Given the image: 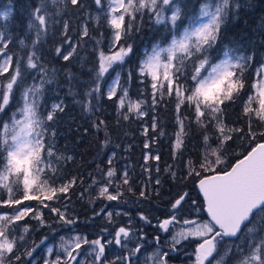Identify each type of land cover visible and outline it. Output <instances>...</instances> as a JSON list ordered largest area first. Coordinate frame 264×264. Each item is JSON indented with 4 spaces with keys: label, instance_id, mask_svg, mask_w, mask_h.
I'll use <instances>...</instances> for the list:
<instances>
[{
    "label": "snow or ice",
    "instance_id": "snow-or-ice-1",
    "mask_svg": "<svg viewBox=\"0 0 264 264\" xmlns=\"http://www.w3.org/2000/svg\"><path fill=\"white\" fill-rule=\"evenodd\" d=\"M68 3L76 6L81 4V0H68ZM95 3L100 5L101 0H95ZM47 6V0H43L32 13L33 19L29 28L36 32V39L32 41L33 47L47 31ZM186 7L184 5L182 8L177 0H109L106 23L113 33L112 47L118 48V50H110L111 54L108 55L100 53L98 75L102 77L112 68L113 64H122L126 57L133 54V45L127 42L133 31H139V27L134 29L133 21L137 19V14L142 18L147 10L148 13L154 15L155 23L163 24L165 29L173 33V36L167 47H160L157 44L153 46L151 53H146L140 65V73L151 77L154 96L157 92L161 97L165 94L175 96L177 112L180 111L181 106L186 105L194 110L196 122L202 127L205 126L206 119L215 121V127L220 133L217 138L219 149H222L224 143L232 139L228 133L245 132V129L242 128L226 130L221 118L224 111L221 105L226 102H234L244 89V69L253 57L244 55L233 57L229 54L232 51L230 49L224 53L225 59L212 63L210 53L218 43L225 39L223 29L230 10L234 7L239 8L241 5L237 0H204L200 5L198 16L184 28L183 33L177 38L176 32L180 28L178 22L182 21L183 16L186 15L184 12ZM169 10L171 16H165L164 13ZM7 15L4 13L5 18ZM202 18H206V20ZM64 28L65 30L68 28L66 22ZM83 35H88L87 27L84 28ZM20 43L23 45L24 41L22 40ZM7 47L8 43H4L0 48V53H3ZM59 51L57 49V52ZM71 55L72 53L63 55V59L67 61ZM38 59L35 51L31 52L27 56L26 67L36 69ZM188 62H191L192 67L191 72L186 73ZM10 69H12L11 72ZM40 71L43 72L42 67ZM5 74L8 75L5 76ZM0 76L5 77L3 81H0V100H2L0 112H4L5 106L9 105L10 98L14 95V89L21 91L23 101V107L18 109L22 118H16L13 115L10 125L3 123L4 135L0 137V187L7 192V198L0 200V206L14 210L13 214L0 215V264H16L22 259L21 255L16 254L18 243L25 240L29 227L25 224L21 234L17 236L14 234L16 229L13 226L29 217L30 214L32 219H39L43 222L42 215L34 212L30 206H17L24 204L25 201L36 200L43 207L48 208L49 205L45 201L56 199L58 193H67L72 182L55 187L49 182L50 177L46 171L47 157L53 155L51 145L45 141V134L48 130L46 121L53 120L55 112H62L64 109L61 104L54 105L53 111L42 118V114L38 111L39 104L36 97L41 94L44 83L52 81L44 80L42 77L39 86L26 85L19 61H16L15 67H13V57L10 55H5L3 62H0ZM117 77H119V73ZM129 77L131 78V73ZM181 77L190 78L194 83L187 86L180 82ZM115 83L119 86L118 78ZM253 87L256 89L255 100L253 97H249L243 109L245 116L249 119L246 134L250 141H256L257 136L264 138V130L257 132L252 126L253 119L259 125L264 126V79L258 80ZM98 91V87L91 89L85 93V96L91 98L92 93ZM121 92L122 94L117 99L118 106L122 109L125 107L128 89L122 88ZM116 95L117 87H112L107 93L110 100ZM153 103H156L155 99ZM254 103L257 105L256 107H253ZM90 104V99L84 104L86 111L91 110ZM127 111L129 113L136 112L138 115L145 114L141 111L140 101H128ZM124 119H128V116L125 115ZM179 122L180 131L176 134V149L182 147V137L186 134L183 120ZM153 128H155V124H153ZM204 139L207 141V135ZM145 146L147 147V145ZM219 149H212L208 154L214 156L215 160H210L206 155L203 162L200 163L202 171L213 173L199 180V189L204 197L209 220L197 223L185 219L183 224L194 226L187 229L182 228L173 235V241L178 244L180 239L201 238V242L195 248V264H206V262L207 264H226V260L231 258L229 254L233 252V248L225 243V238H236V240L243 238L251 251L246 255H241L244 251L243 246L233 242L238 254V264H264V141L256 142L255 146L251 147V150L242 159H238L231 166L230 171L218 172L214 167L223 163L222 153ZM47 167L51 166L47 165ZM113 175L112 170L107 172L109 178ZM190 175L200 176L201 171L193 168ZM124 177L123 184L127 185L129 181L126 172ZM156 182L159 183V180ZM128 190L132 191L131 187ZM16 191L22 193L19 198L15 196ZM99 195L106 196L109 201H115L121 193L117 192L113 195L105 186L101 188ZM140 195L145 196V192L141 191ZM186 196L187 193L176 199L172 208L178 210ZM50 211L57 214L59 220L64 224L75 223L58 208L51 207ZM108 215L110 218L111 213ZM141 219L146 220L147 218L141 216ZM174 222L178 221L173 213L169 219L162 221L159 227L168 231L169 226ZM121 236L124 238L129 236V231L124 227L119 228L116 232V244H121ZM156 240L158 242L159 237ZM61 241L64 242L61 247L64 248L70 259H75L73 252L80 249L82 245L95 246L93 250L97 262H100L105 254V245L99 239L89 240L86 236L76 235L72 238L70 250L65 247L68 241H65L64 237H61ZM132 251L133 254L139 252L140 246L138 245ZM26 254L30 256L32 253L28 251ZM167 255L168 253L161 255L157 252L156 264H168V261L164 259ZM117 259L129 260L128 257H118ZM45 264H61V261L57 257L55 261H45ZM111 264H115V262L113 261Z\"/></svg>",
    "mask_w": 264,
    "mask_h": 264
},
{
    "label": "rangeland",
    "instance_id": "rangeland-1",
    "mask_svg": "<svg viewBox=\"0 0 264 264\" xmlns=\"http://www.w3.org/2000/svg\"><path fill=\"white\" fill-rule=\"evenodd\" d=\"M28 1H32L34 4L30 7L28 6L27 11L24 14L19 12L18 19L14 23L12 18L17 6L11 0H0V48L3 47L4 43H8V47L3 53H0V62H3L5 55L13 57V67H15L16 61H19L26 85L39 86L42 82V77L44 80L49 79L47 68L38 62L42 57L40 43L44 40V38H48L56 27L60 28L61 35L64 37L62 41L59 40L61 42L57 44V49L60 50L57 53H60L62 58L63 55H68L69 53H72L71 57L76 56L79 50L83 47L82 51L85 52V58L77 62L76 60H73L76 65H78L81 61L83 62L80 66L89 63L90 56L86 54L89 48L96 50L95 53L97 52L96 58L94 53V62L98 63V67L101 52L108 55L111 54L110 50H118V48L112 47L113 33L106 23L109 0H101L100 5L96 4V7L91 8L87 16L84 14L79 19L78 33H80L81 37H84L83 30L87 27L86 18L91 20L93 31L95 33L94 35L97 41V47H95V43H93L91 39H80L77 41L74 37H65L66 30L64 28V23L66 22L68 24L69 17L68 6L70 3H68V0H47V31L42 39L35 45V47H33L32 41L36 39V32L34 29L29 28V24L33 19L32 13L34 9L39 7L43 0ZM185 1L187 0H177L182 7L183 2ZM190 1L191 2L187 3V11L185 12L186 15L183 16L182 21L178 22L180 24V28L176 32L177 38L183 33L184 28L189 26L192 23V20L198 16L200 5L204 2V0H198V3L194 4V1L196 0ZM237 2L240 3L239 0H237ZM84 3V0H81L80 6ZM80 9L81 8H77L75 10L73 18L83 13V10ZM193 9H195V12H193ZM4 13L8 14L7 18H5ZM164 14L165 16L170 17L171 11H166ZM127 19L128 18L126 17V21ZM202 19L206 20V18ZM259 22L260 21L257 22L255 28L258 27L261 29L262 26H260ZM143 23L146 24L145 27L147 29L157 26L161 28L164 27L163 24H156L154 15L148 13L147 10H145V14L142 18L139 14H137V19L133 21V27L141 28L140 26ZM25 24L27 34L29 35L28 42L25 36L20 37L21 33L17 32V29H22ZM104 27L108 30L106 37H104ZM169 32L170 33L166 38H153L149 40L147 44L142 47V52L138 57L134 58L129 56L128 59L127 57L125 58V61L122 64H113L107 74L105 73L107 77L103 78L102 76L98 86H96L103 87L105 89L106 96L112 87H117V95L115 97V115L117 118V129L118 131L121 130L120 133L123 134V137L117 146L109 152L106 159L105 156H100L107 164L103 173V181L97 184L94 190V192L96 191L97 193L96 195L92 190L90 194H88L89 201L100 204L95 208V213L87 216L85 219L80 217L78 218L75 213L74 205H72L69 201L61 202L58 199H56L58 202L54 204L55 206L51 205V203L54 202H48V208L43 207L36 200H34V203H31V201H25L24 204L17 206H30L34 212L42 215L43 222L39 219H32L30 214L29 217H26L23 221H20L17 225L13 226V228L16 229L14 234L17 236L21 234L22 228L25 224L29 227V232L25 235V240L18 243L16 254L21 255L22 259L21 261L16 262V264H45V261H55L57 257H59L61 264H106L107 262L113 261L116 264H124L125 260L117 258L124 257L125 252L134 250V247L136 245H140L143 241L141 239V233L138 232V220L135 219V217H137L138 208L140 207V204H138L140 199L132 195L135 191L134 186L136 184L140 185L138 193L144 191L147 195L152 192L159 194L160 192H164L165 189L171 185L173 188H176V183L184 182L185 179L187 181H191L190 178L192 177L196 181L199 176L190 175L193 168L197 171H201V175L210 173L202 171L200 169V163L203 162L204 157L208 155L212 149H219L217 138L220 136V133L215 127V121H209L206 119L205 126L202 127L196 122L194 110L192 108H188L186 105L181 106L180 111L177 112L175 96L165 94L161 97L158 92L154 96V90L151 87V77L142 75L139 70L146 53H151L154 45L159 44L160 47H167L170 44L173 33L171 31ZM22 40L24 41L23 45L20 43ZM232 46L234 45L231 44L230 41L224 43L221 47L219 55L212 60V63H217L220 60L225 59L226 57L224 53L230 49L232 51H230L229 54L233 57L240 55L249 56L248 53L235 51ZM25 48L28 49L24 50ZM73 49H75V51H73ZM33 51H35L36 56L39 57L37 60L38 67L36 69L26 67L27 56ZM49 53L51 54L50 50ZM248 65L249 62L245 67L244 72L246 71ZM41 67L43 68V72L40 71ZM11 71L12 69H10V72ZM45 73L47 74L46 76L44 75ZM118 73L119 77H117ZM130 73L131 78L129 77ZM7 75L8 74H5V76ZM117 78L120 81L119 86L115 83ZM4 79V76H0V81H3ZM261 79H264V46L261 49L260 58L254 66L253 75L247 91L243 96H240L239 94L235 101L231 102L229 105V109H231L230 116L234 118L235 121L229 120L227 122L224 115L221 117L224 125L226 126V130L231 128H242L245 129V132L228 133L232 136V139L226 141L223 148L219 149L222 153L223 163L214 166L217 171L226 170L230 167V154L236 153L242 155L246 153L254 144L251 143L246 134L249 119L245 116L243 109L249 97H253L255 100L256 89L253 85ZM97 82L98 81L95 78V84H97ZM180 82L183 83L182 80ZM46 87L47 83H44L41 94L36 97L39 106L43 103ZM122 88L128 89V97L126 99L125 107L121 109L118 106L117 98L122 94ZM240 97H242V100ZM154 99L156 100L155 104L153 103ZM128 101H140L141 111L145 114L138 115L136 112L129 113L127 111ZM0 102H2V100H0ZM57 104H60L59 99H51L48 102V113L52 112L53 106ZM159 106L162 107V110H173V119L170 120L168 115L165 120L169 123L163 121L161 126L158 125V117L156 113ZM235 106L241 109L239 111H242V115L241 112L239 115L237 114ZM256 106L257 105L254 103L253 107ZM22 107L23 101L21 99V91L19 89H14V95L10 98L9 105L5 106L4 112H0V137L4 135V128L2 126L3 123H8L10 125L11 117L13 115H15L16 118H22L18 111V109ZM125 115L128 116V119H124ZM185 117H187V119H184ZM238 117L241 120L240 124H238L239 122L237 121ZM180 120H183L186 134L182 137V147L180 149H176V134L180 131ZM131 121L135 122L132 124ZM153 124H155V128H153ZM243 124H245L244 127ZM252 126L257 132L264 130V126L259 125L255 119L252 121ZM155 132L156 134L161 132L159 134V138H163L164 141L170 145L171 152L169 158L162 159L160 157L158 148L155 146ZM205 135L208 137L207 141L204 139ZM259 138L262 137L257 136L256 141ZM145 145H147V147ZM156 157H158V159H156ZM208 158L210 160H215L214 156L208 155ZM109 161H111V163H109ZM109 170L114 172V175L111 178L107 176V172ZM125 172L127 173V179L129 181L127 185L123 184ZM110 180L111 183H109ZM157 180H159V183L156 182ZM105 186L108 187L109 193L113 195L117 194V192L121 193L119 198L115 201H109L106 196L101 197L99 195L100 190ZM129 187H131L132 191L128 190ZM16 194L22 195L20 191H16L15 195ZM19 197L20 196H17V198ZM5 198H7V192L0 187V200ZM143 199L144 201H148L147 198ZM154 201H156V199H154ZM149 203L151 204L144 206L146 207L145 209H154L155 207L152 205V201ZM51 207L58 208L60 212L64 213L67 218L73 219L75 223L64 224L63 221L59 220L57 214L50 211ZM132 209L134 211H132ZM13 212L14 210L12 208L0 206V215L13 214ZM132 212H134L136 216ZM139 212L140 219L141 216L147 218L146 220L141 219L142 223L144 221L145 222L143 224L148 223V214L141 211ZM177 212H179V210H177ZM109 213H111L110 218L108 215ZM179 215V213H176L177 221L180 219ZM87 218L91 219V221L87 220L83 222V220H86ZM163 219H166V217H161L159 225ZM122 221L128 222L132 225L133 230L127 238L121 237V245H118L114 240L115 230L119 225H121L120 223ZM133 226H135V228ZM170 227L172 228L171 239L173 241V235L179 232L182 227L176 222L170 225L169 228ZM76 235L86 236L89 240L99 239L101 243L105 245V254L101 258L100 262L95 261V251L93 250L95 246L92 245H82L80 249L73 252L75 259L67 257L64 248L61 247L62 243H64L61 241V237H64L65 241H68V244H66L65 247H68L70 250L72 238ZM49 249H51V251H49ZM28 251H31L32 253L30 256L26 254ZM157 252L160 254L162 253L160 247L141 252L132 264H156L158 259L156 256Z\"/></svg>",
    "mask_w": 264,
    "mask_h": 264
},
{
    "label": "trees",
    "instance_id": "trees-1",
    "mask_svg": "<svg viewBox=\"0 0 264 264\" xmlns=\"http://www.w3.org/2000/svg\"><path fill=\"white\" fill-rule=\"evenodd\" d=\"M11 1L17 6L12 18L14 23L18 19L19 12L24 14L28 6L30 7L34 4V2L28 0ZM84 2L82 6H73L69 4V26L66 30L65 37H74L77 41L80 39H91L93 43H95V47H97V41L90 19L86 18L88 35L81 37L80 33H78L79 19L84 14L87 16L90 9L96 7L95 0H84ZM188 2L191 1L187 0L183 2V6H187ZM239 2L241 7L232 8L230 10L228 19L224 25L223 31L225 39L217 44L210 55L212 60L215 59L219 55L222 45L230 41L231 44L234 45L232 47L235 51L240 53L245 52L253 57V59L249 61V65L244 72L243 78L245 87L239 93L240 96H243L249 87L254 66L259 60L261 49L264 46V0H239ZM195 3L197 4L198 0L194 1V4ZM77 8H81L80 10H83V13L73 18V14ZM186 11L187 7L184 9V12ZM193 12H195V9H193ZM258 21H260L259 24L262 26L261 29L258 27L255 28ZM145 25L146 24L143 23L139 31H133L127 41L133 45L134 50L130 57H138L142 52V47L145 46L149 40L153 38L163 39L170 33L164 27L161 28L157 26L147 29ZM103 30L104 37H106L108 30L106 27H104ZM17 32L21 33L20 37L25 36L27 42L29 41L26 24L22 29L18 28ZM63 38L60 28L56 27L53 33L48 38H44L40 43L42 57L38 62L47 68L48 77L52 82L47 83L44 100L42 105L39 106L38 111L42 114V118L46 117L48 114V102L51 99H59L60 104L63 106L64 110L62 112H55L53 120L46 121L48 130L45 134V141L47 144L51 145L53 151L52 157H47V165L51 167L48 168L46 165V171L48 177H50L49 182L55 187H60L72 182L68 192L65 194L58 193L56 199L61 202L69 201L75 207L76 216L83 219L95 213V208L100 205L97 202L93 203L89 201L88 194H90L91 190L94 192L97 184L103 181V173L107 164L104 159L102 160V157L105 156V159L108 157L109 152L117 146L123 134L120 133L121 130L118 131L117 129L115 97L111 100L108 99L103 87H98L99 91L93 92L91 98L85 96L86 92L97 88L96 86H98L99 81L102 79L97 75L99 68L98 63L94 62V53L96 50L89 48L86 52V54L90 56L89 63L80 66L83 62L81 61L76 65L73 60L77 62L85 58V52L82 51L83 47L76 56H70L69 60L65 61L60 56L61 54L57 53V44L61 42ZM26 49L28 48L24 50ZM191 66V62H188V67L185 69L186 73L191 72ZM106 74L103 75V78L107 77ZM95 78L98 81L97 84H95ZM181 80L187 86H191L194 83L190 78L185 79V77H181ZM89 99L91 100V110L86 111L84 109V104L87 103ZM240 99L242 100V97H240ZM230 103L231 102H226L224 105H221V108L224 110L223 115L227 122L229 120L235 121L234 118L230 116ZM235 109L238 115L240 112L242 115V111H239L241 110L240 108L235 106ZM156 113L159 126L163 124V121L169 123L165 120L168 115L170 120L173 119L172 109L168 111L162 110V107L159 106ZM101 121H103V123H101ZM237 121L239 122L238 124L241 123L239 117ZM134 122L135 121H131L132 124ZM244 125L245 124H243V127ZM160 133L161 132H159V134ZM159 134L155 132V146L158 148L159 155L162 159L169 158L171 152L170 145L165 142L163 138H159ZM261 140H264V138H259L254 142L251 141V143L255 145L256 142ZM239 156L240 154L235 153L230 154L229 158L233 160L235 157ZM194 181L195 180H193V183ZM169 187L165 189V194H155L152 192L149 195L145 193V196H141L140 193H138L140 185L136 184L134 186L135 191L132 195L140 199L138 204H151L149 202L152 201V205L155 206L154 210H157L156 208L163 209L165 204L164 201H161L160 196L163 199L164 196H169L167 197L169 202L174 198L171 194L175 188H173L172 185ZM94 194H97L96 191ZM15 196H21V194H16ZM143 198H147L148 201H144ZM56 199L52 201L46 200V203L49 204L48 202H54L51 203V205H54L58 202ZM154 199H156V201H154ZM157 199L159 200L157 201ZM31 203H34V200H32Z\"/></svg>",
    "mask_w": 264,
    "mask_h": 264
},
{
    "label": "flooded vegetation",
    "instance_id": "flooded-vegetation-1",
    "mask_svg": "<svg viewBox=\"0 0 264 264\" xmlns=\"http://www.w3.org/2000/svg\"><path fill=\"white\" fill-rule=\"evenodd\" d=\"M245 154V153H244ZM242 154V155H244ZM240 155L239 157H241ZM239 157H235L233 160L231 159V164L237 160ZM231 166V165H230ZM224 171V170H219ZM207 174V173H206ZM204 175V174H203ZM202 176V175H201ZM200 176V177H201ZM191 181H187L186 179L184 182H177L176 188L171 194L174 198L171 202L167 199L169 196H164V199L160 196L161 201H164L165 206L162 208H156L157 210L145 209L147 204H140V207L138 208L137 217L135 219L138 220L139 230L138 232L141 233V239L143 240L140 246V251L133 254V251L125 252L124 257H128L129 260H125L124 264H132L135 258L144 251L152 250L153 248L160 247L162 250V253H168L166 257H164L165 260L168 261V264H195V248L197 247L198 243L201 242V238L198 237H189L188 239H180V243H175L171 239L172 235V228L170 227L168 231H164L159 227V221L161 217H166V219H169L171 215L174 213H179L180 219L178 222H176L179 226H181L183 229H187L189 227H193L194 225H185L183 224V221L185 219L190 221H195L197 223H204L209 220L208 214L206 212V206L203 197L201 196V193L199 189L196 186V181L193 183V178H190ZM165 194L166 192H160L159 194ZM187 193V196L185 197V200L182 201V206L179 207V212H177L176 209L172 208V204L175 202L176 199H178L181 195ZM159 200V199H158ZM195 202V203H193ZM142 205V206H141ZM155 207V206H154ZM173 210V211H172ZM132 211H134L132 209ZM145 212L148 214L149 220L148 223L143 224L142 220L140 219L139 215L140 212ZM134 215L135 213L132 212ZM136 216V215H135ZM163 219L162 221H164ZM116 230L115 234L118 231L119 227H124L129 230V234L131 233L132 225H130L128 222L122 221L120 223ZM135 228V226H133ZM116 237V236H115ZM123 237V236H121ZM159 237V241L157 242L156 238ZM115 240V239H114ZM238 245L243 246V253L241 255L248 254L251 250L241 238L240 240H236V238H225V243L229 247L233 248V252L230 253V259L226 260V264H238V254L237 250L235 249L234 243ZM121 245V244H118ZM136 245L134 249L137 247ZM222 250V249H221ZM219 259V257H217ZM116 264V263H115ZM121 264V263H120ZM207 264V262H206Z\"/></svg>",
    "mask_w": 264,
    "mask_h": 264
},
{
    "label": "water",
    "instance_id": "water-1",
    "mask_svg": "<svg viewBox=\"0 0 264 264\" xmlns=\"http://www.w3.org/2000/svg\"><path fill=\"white\" fill-rule=\"evenodd\" d=\"M259 142H261V141H259ZM255 146V145H254ZM253 146V147H254ZM251 150V149H250ZM250 150H248V151H250ZM247 151V152H248ZM247 152L244 154V155H246L247 154ZM244 155H242L241 157H239L238 159H242L243 158V156ZM237 159V160H238ZM237 160H235L233 163H232V165H234L235 163H236V161ZM231 165V166H232ZM231 166L228 168V169H226V170H224V171H230V169H231ZM224 171H218V172H224ZM213 173L212 172H210V173H207V174H204V175H202L201 177H199L198 179H197V181H196V186H197V188L199 189V180L201 179V178H203L204 176H210V175H212ZM199 191H200V189H199ZM201 193V192H200ZM201 196L203 197V194L201 193ZM203 199H204V197H203ZM206 206V205H205ZM207 212V211H206ZM119 228H121V227H119ZM119 228H118V230H119ZM126 229V228H125ZM126 230H128V229H126ZM129 231V230H128ZM115 236H116V234H115ZM106 264H111V263H106Z\"/></svg>",
    "mask_w": 264,
    "mask_h": 264
},
{
    "label": "bare ground",
    "instance_id": "bare-ground-1",
    "mask_svg": "<svg viewBox=\"0 0 264 264\" xmlns=\"http://www.w3.org/2000/svg\"><path fill=\"white\" fill-rule=\"evenodd\" d=\"M147 35H149V34H147ZM154 41V40H153ZM86 218V217H85ZM85 218H83V219H85ZM90 218V217H89ZM89 218H87L86 220H83V222H85V221H87V220H89V221H91V219H89ZM82 220V219H81Z\"/></svg>",
    "mask_w": 264,
    "mask_h": 264
}]
</instances>
